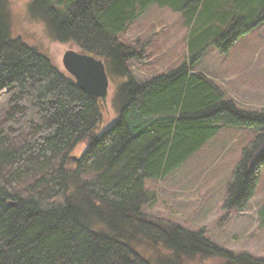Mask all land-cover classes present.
Instances as JSON below:
<instances>
[{"label": "trees", "instance_id": "16d2710c", "mask_svg": "<svg viewBox=\"0 0 264 264\" xmlns=\"http://www.w3.org/2000/svg\"><path fill=\"white\" fill-rule=\"evenodd\" d=\"M151 5L180 14L186 58L137 84L127 64L140 54L117 37ZM29 12L54 40L103 62L118 82L116 120L98 130L100 101L11 36L0 0V264H264L142 212L154 199L145 183L168 176L223 128L254 134L222 208L242 212L254 196L264 111L238 109L194 67L209 48L225 54L261 25L264 0H33Z\"/></svg>", "mask_w": 264, "mask_h": 264}, {"label": "rangeland", "instance_id": "374dc122", "mask_svg": "<svg viewBox=\"0 0 264 264\" xmlns=\"http://www.w3.org/2000/svg\"><path fill=\"white\" fill-rule=\"evenodd\" d=\"M3 1L11 36L35 48L55 69L68 75L61 63L63 53L82 51L71 42H58L49 35L41 19L29 12L33 0ZM200 9L201 4L198 12ZM188 33L179 13L157 5L148 7L125 33L117 37L119 43L140 54V61L131 60L127 64L132 79L142 84L176 68L186 58ZM194 71L215 83L238 109L264 111V22L240 36L225 54L209 48ZM108 81L106 104L99 102L102 112L100 131L116 120L112 100L118 82L111 77ZM253 134L247 128H223L168 176L147 181L145 189L154 199L144 203L143 214L188 231H201L211 244L234 256L263 259L264 169L254 196L242 212L222 208L232 169ZM82 150L80 145L73 156ZM191 263L205 264L200 260Z\"/></svg>", "mask_w": 264, "mask_h": 264}, {"label": "water", "instance_id": "95a60500", "mask_svg": "<svg viewBox=\"0 0 264 264\" xmlns=\"http://www.w3.org/2000/svg\"><path fill=\"white\" fill-rule=\"evenodd\" d=\"M61 63L80 91L106 104L109 81L100 59L68 50L63 53Z\"/></svg>", "mask_w": 264, "mask_h": 264}]
</instances>
